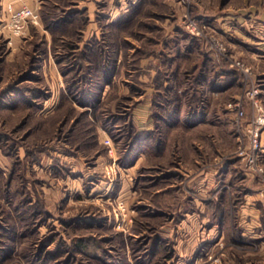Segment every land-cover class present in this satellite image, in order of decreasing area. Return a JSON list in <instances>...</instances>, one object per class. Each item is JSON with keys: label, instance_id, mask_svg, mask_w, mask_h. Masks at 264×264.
Masks as SVG:
<instances>
[{"label": "rangeland", "instance_id": "obj_1", "mask_svg": "<svg viewBox=\"0 0 264 264\" xmlns=\"http://www.w3.org/2000/svg\"><path fill=\"white\" fill-rule=\"evenodd\" d=\"M136 2L31 0L32 5L22 6L37 10L41 21L17 37L4 27L7 12L0 0V233L7 235L0 237V249L8 251L2 264H28V251L37 254L48 239L45 252L58 254L48 264H63L73 244L90 236L111 239L103 245L109 257L102 253L101 263L110 257L120 261L121 255L129 264L140 263L150 253L151 240L159 237V254L149 255L145 264H209L211 257H219L215 264H264L259 241L240 237L236 212L243 191L232 176L220 183L222 202L214 201L210 190L197 194L189 183L197 171L220 170L231 163L239 168L235 180L243 176L236 139L242 128L226 105L243 99L253 83L262 86L264 55L257 54H264V0H141L138 15L130 18ZM44 6L46 13L49 7L60 12L52 16L58 23L44 24ZM69 15L71 21L60 23ZM225 16L229 25L223 24ZM233 17L246 24L243 33H233L230 26L243 24ZM189 19L208 23L210 29L195 37L187 29ZM124 20L129 21L115 26ZM155 52L172 56L171 65L165 68L154 55L135 57ZM79 54H95L96 61L102 57L97 62L103 67L97 64L85 72ZM204 59L215 64L214 70H231L235 85L228 91L204 87L200 101L187 89L196 64ZM160 72L169 75L176 89L178 123L164 127V145H147L128 164L118 130H127L130 122L138 131L153 130L154 123L147 128V103L151 99L152 112L157 89L151 84ZM85 76L94 83L100 80V85L109 78L110 84L103 86L95 114L78 124L82 133L69 140V131L88 109L71 95L77 91L75 82H85ZM163 84L168 86L167 81ZM261 100L264 105L263 95ZM243 104L245 126L254 111L244 99ZM115 119L113 138L103 122L112 125ZM196 120L206 125L198 126ZM259 193L258 185L264 228V197ZM200 210L204 216L195 214ZM227 212L224 221L230 228L225 225L223 237L200 238L202 230L208 232ZM183 214L194 218L186 222L196 233L186 236V250L179 252L177 239L185 236L172 229ZM198 241L203 242L199 247ZM69 264L99 263L77 253Z\"/></svg>", "mask_w": 264, "mask_h": 264}, {"label": "trees", "instance_id": "obj_2", "mask_svg": "<svg viewBox=\"0 0 264 264\" xmlns=\"http://www.w3.org/2000/svg\"><path fill=\"white\" fill-rule=\"evenodd\" d=\"M140 2L141 0H139V2H136L137 4H133V6L131 7L133 10L130 11V18H133L138 15V12L141 6ZM41 13L44 18V24H46L47 27L48 25H50V22H51V25H53L54 23H58V22H55L56 21L55 19H58V18L54 17L55 19H53L52 17L53 15H56V13H60L58 12L56 8L49 7L48 12L46 13L45 6H44ZM71 19H73V16L69 15L66 18H64V20L61 21L60 23H67L68 21H71ZM128 21L129 20H124L125 23L121 22V23H114V24L115 26L121 27L124 24H126ZM186 47H188L187 48L188 50L191 48V46H186ZM138 52H141V51H138ZM150 55L160 57L161 63L165 68L171 65L170 61L172 60V56L168 58L166 54L158 55L155 52V54H135V57L139 59L143 56H150ZM182 55H185V54H181V56ZM79 57H80V60H79L80 62L82 61L86 63L85 72H87L88 70L90 71L91 70L90 67L96 68L97 64L103 67L99 62H97L100 60L102 61L103 58L97 57L98 60L96 61L95 54H79L78 58ZM214 65L215 64L212 63L210 60L204 59L201 63H198L195 66V70H194L195 73L192 74L193 75L192 83L188 85L187 90L191 96L193 94H197L200 101H201V98L204 97L203 96L204 87H206L207 89H213V90H222V89L229 90V88L234 84L235 80H233L234 78H231V76L233 75L231 70L223 69L222 68L223 66H222L220 67V70L217 71V70H214ZM75 73H77L76 70H75ZM221 76L225 78L224 79L220 78ZM262 79H263V82H261L262 83L261 88H262V95L264 96V77ZM92 80H93V77H92ZM92 80H89V77H86L85 82H82L80 80L79 82H75L74 90H77V91H71L73 100H75L76 102H78L79 104L83 106L88 107V109L91 110V113H89L88 109H86L85 111L81 113V115L79 116V119L77 118L76 124L73 126V128L69 131V134L66 136V138H68L69 140L75 139L73 138L74 134L78 136L80 133H82L81 130L77 131L78 124L80 123L82 118L86 119V121L88 122L90 120L89 115L95 114L96 110L98 109L97 104L101 99L102 92L104 91L103 86L105 84L106 85L110 84L109 78L104 79V81H106L104 85H100V82H99L100 80L95 83ZM163 80L167 81L168 86H165L163 84L164 82ZM151 85L157 89V93L153 95V99H152V115H153V123H154L153 130L146 131V132L138 131V129H136L134 124L131 122H130L129 127H127L128 128L127 130H124V131L121 129L118 130V134L120 137L119 140H124L123 143L126 148L125 157L128 161V164H131L133 160L135 159L136 154L139 153V150L146 147L147 145L151 147L152 149H155V146L161 147L162 145H164V142H163L164 127L169 129L172 125L178 123L177 114L179 113V98L176 95V89L172 86V80L169 79V75L166 76V72H160L157 78L153 80ZM192 85H194L193 88H191ZM78 90H80L79 94H78ZM38 106H40V104ZM112 118L114 119L116 118V116L113 115ZM116 120L117 119L112 120L114 122L112 125L109 123L106 124L105 122H103V127L105 128L106 131H108L111 134L113 138L117 137V134L114 133L113 128H112L114 124H116ZM21 229L24 234H28L26 226L21 227ZM0 237H7V235L4 233L3 234L0 233ZM153 240L155 241L151 240V244L149 246L150 253L147 252V254L143 258L144 260H140L141 262L140 263L136 262V264H143V263L145 264L146 262L149 261L147 259L149 255L150 257L153 258L157 254H159L160 247H159L158 242L160 238L156 237ZM110 241H111L110 238H104L101 241H97L95 238L91 236L88 238L87 237L80 238V240L76 241L73 244L74 246L72 248L73 252L69 254L70 256L63 264H69V260L72 258L74 260L77 259V253H80V254L84 253L85 256H88L89 258L92 257L93 260H95L99 264H129V262L126 261L123 255H121L122 257L120 261H116L114 257L111 260V257H110L109 259L107 258L106 260H104L102 263L100 262L102 259L101 258L102 253H106V257H109L107 256L108 252L105 250L106 248L103 245L104 243H109ZM121 242L124 243L123 240H121ZM50 243H51L50 239L44 241V243L41 244V248L38 250L37 254L36 253L33 254L31 251H28V257H29L28 264H48L49 261L56 259L58 257V254H55L56 252L55 253L45 252L46 249L44 247H46V245ZM96 252H99L100 254H97ZM6 259H8V251L4 249H0V264H2Z\"/></svg>", "mask_w": 264, "mask_h": 264}, {"label": "crops", "instance_id": "obj_3", "mask_svg": "<svg viewBox=\"0 0 264 264\" xmlns=\"http://www.w3.org/2000/svg\"><path fill=\"white\" fill-rule=\"evenodd\" d=\"M1 2L3 3L4 9L6 8L8 4L13 5L15 8L21 7L22 4L32 5L31 0H1ZM228 18L229 17L227 16L223 18L224 19L223 24L225 23L229 25L228 24L229 22L227 20ZM233 19H237L239 23H243L240 21L238 17L237 18L233 17ZM231 27L233 29V33L238 35L240 34V32L243 33L242 30L246 27V24L245 23L241 25L236 24V26L235 25L230 26V28ZM258 30H259V27H258ZM256 45L258 44L256 43ZM257 55L261 56L264 54H257ZM208 57H211V56H208ZM150 100L151 99H148L150 103H147L148 117L146 118V121H147L148 130L153 127V119L151 117L152 112L150 111V108H151ZM196 123L198 124V126L206 125L204 120H196ZM261 143L264 146V133L262 134ZM186 159L185 160L183 159L185 163H187ZM193 163L197 164L198 160L195 158V160H193ZM238 169L234 163H231V164H228L224 169H220V170L219 169H209L206 171L205 170L197 171L194 174V178H192V181H190L189 183L192 184L191 188H193L197 194L201 196H203V194L207 195L206 192L210 190V192L212 191L211 195L213 194V192H215L214 198L212 197V199H214V201L216 199L219 201L220 199V202H222V199L220 197L223 194V192L221 191V188L223 186L220 185V183L221 182L225 183L227 181L226 179L223 180L224 176H228L229 178L232 176L231 181L233 180L237 182L236 185L240 187L243 191V195L240 199L241 200L240 206L238 207L237 212H236V215H237L236 218L237 220H239L238 227H240L239 228L240 237L245 238V239L249 238V239H254V240L259 241L258 251L264 252V228H262L260 224V204H262V202H260L261 200L258 198V195H257V189H258L259 184L257 180L254 178V175L246 172L245 170L243 171V176H242L243 178L241 177L238 181L235 180V177H236L235 175ZM169 187H171V185H169ZM203 212L204 211L200 210V212H196L195 214L199 216H204L202 214ZM228 216H230L228 212L227 214L222 213L219 217V220L214 222L210 226L208 232L206 230H202V233L200 234V238L204 237L205 234H214L216 235V241H218L221 237L224 236L225 225H226L227 230L230 228L229 224L224 221V218H229ZM188 219H194V218H192L191 216H188V214H183V218L181 219V221L177 223V225H175V227L172 229V232L174 234L176 233V234L185 236L184 238L178 237L177 239L178 244L176 245V247L178 248L179 252H182V250H186L185 248H182V246L185 245L188 241V238L186 236H189V235L191 236L192 234L196 233L195 226L192 228L191 226H189L188 224L189 222L188 223L186 222L188 221ZM201 243L203 242L198 241V247L200 246ZM245 257H249V255L247 254Z\"/></svg>", "mask_w": 264, "mask_h": 264}, {"label": "built area", "instance_id": "obj_4", "mask_svg": "<svg viewBox=\"0 0 264 264\" xmlns=\"http://www.w3.org/2000/svg\"><path fill=\"white\" fill-rule=\"evenodd\" d=\"M5 11L7 12V20L4 27H8L13 36H23L30 26H36L41 21L39 12L28 6L14 8L11 4H8ZM187 29L191 35L198 37L203 30L210 29V24H200L195 19H189ZM243 71L249 73V68H243ZM261 96L262 88L258 83H253L246 91L243 99L249 102L254 113L252 120L245 126L241 125V120L245 116L243 99L235 98L226 106L227 110L233 112L234 123L242 128L241 133L238 132L236 137L237 142L240 144L238 157L243 161L245 171L254 175L259 184V194L264 197V146L261 143L262 134L264 133V105ZM242 144L247 147L241 149ZM210 259L212 257L209 258V264L219 262V257L213 260Z\"/></svg>", "mask_w": 264, "mask_h": 264}]
</instances>
